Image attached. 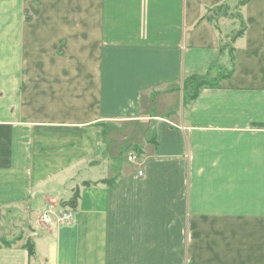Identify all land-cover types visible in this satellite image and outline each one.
<instances>
[{
	"label": "crops",
	"instance_id": "0c3cea01",
	"mask_svg": "<svg viewBox=\"0 0 264 264\" xmlns=\"http://www.w3.org/2000/svg\"><path fill=\"white\" fill-rule=\"evenodd\" d=\"M235 1L0 0V216L78 194L0 264H264V0L231 61ZM191 74L219 82L184 103Z\"/></svg>",
	"mask_w": 264,
	"mask_h": 264
},
{
	"label": "trees",
	"instance_id": "16d2710c",
	"mask_svg": "<svg viewBox=\"0 0 264 264\" xmlns=\"http://www.w3.org/2000/svg\"><path fill=\"white\" fill-rule=\"evenodd\" d=\"M248 0H239L235 6H231L228 3H223L219 6H216L211 10V13L208 14L209 20L219 29L217 22L222 18H227L236 22L237 26L233 27L230 32L224 33L220 30V50H229L231 61L234 60V43L235 41L244 34L246 29V23L243 19L241 8L244 6ZM227 75V74H226ZM218 80L210 79L207 74H191L186 76L182 81L183 89V102L190 103L195 100L199 92L205 87H215L218 85ZM77 191L74 193L73 197L66 201L62 202L63 206H69L75 209L77 204ZM21 236H18L17 239H20ZM16 240V239H15ZM12 241L4 240L3 245H9ZM24 247L27 248L29 254L32 256L35 254V243L31 239H27Z\"/></svg>",
	"mask_w": 264,
	"mask_h": 264
},
{
	"label": "rangeland",
	"instance_id": "374dc122",
	"mask_svg": "<svg viewBox=\"0 0 264 264\" xmlns=\"http://www.w3.org/2000/svg\"><path fill=\"white\" fill-rule=\"evenodd\" d=\"M234 1L235 0H229L231 5H233ZM235 3H236V1H235ZM238 26H239V24H238ZM231 28H232L231 25H229V27L226 26L225 27L226 30H222V32H227V31L230 32L232 30ZM123 133L119 132L117 135V141H118L119 145L125 144ZM122 153H123L122 158L124 160H126L127 152L122 151ZM51 203H53L54 205H57L55 202H51ZM38 206H39V202H35L34 207L37 208ZM3 217L0 216V245L4 244V240L13 242L14 236H12V235L16 234L17 232H18V236H21V237L23 236L22 238H24V239L28 238L34 242L36 235L33 234L35 232V230H33V227L36 226L38 229L41 228L38 226L39 220H37V213H35V212L31 213L30 212V213H25L22 215L17 214L14 217H12V216L4 217L5 219ZM2 219L4 220V223L1 224ZM56 226H60V225H56ZM18 236H15V237H18Z\"/></svg>",
	"mask_w": 264,
	"mask_h": 264
},
{
	"label": "built area",
	"instance_id": "2783aa9c",
	"mask_svg": "<svg viewBox=\"0 0 264 264\" xmlns=\"http://www.w3.org/2000/svg\"><path fill=\"white\" fill-rule=\"evenodd\" d=\"M136 159V155L132 154L129 157L130 161ZM74 218V209L69 206L54 205L53 203L47 206L40 212L37 220L38 224L45 226H55L70 224Z\"/></svg>",
	"mask_w": 264,
	"mask_h": 264
}]
</instances>
